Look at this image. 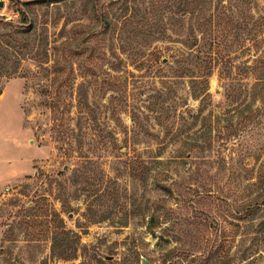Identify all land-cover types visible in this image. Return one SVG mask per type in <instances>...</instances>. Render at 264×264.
<instances>
[{
	"label": "rangeland",
	"instance_id": "obj_1",
	"mask_svg": "<svg viewBox=\"0 0 264 264\" xmlns=\"http://www.w3.org/2000/svg\"><path fill=\"white\" fill-rule=\"evenodd\" d=\"M224 1L0 0V264H264V0Z\"/></svg>",
	"mask_w": 264,
	"mask_h": 264
},
{
	"label": "trees",
	"instance_id": "obj_2",
	"mask_svg": "<svg viewBox=\"0 0 264 264\" xmlns=\"http://www.w3.org/2000/svg\"><path fill=\"white\" fill-rule=\"evenodd\" d=\"M186 0H182L183 3H185ZM189 3V2H188ZM204 3L207 4V12H211L212 9H216L219 11L220 9V5H224L225 1L224 0H204ZM112 6L115 5L114 2L111 3ZM126 8H122V13L118 18H121L123 16V14H125ZM115 18V17H114ZM99 21L101 20V22L103 23V25L105 26V28H108L107 30H109L111 28V25L113 24V22L110 19V15L107 14L106 12L101 15L98 19ZM192 35H190L191 37H193L194 41H191L190 39H188V43L190 45V47H194V43L197 42V38L195 37V32L191 33ZM190 37V38H191ZM217 46V45H216ZM215 45L213 43H210L209 45H207V48L205 49L203 55H204V60L203 62H205L206 64L212 65V61H214V57H213V49H214ZM64 52L58 51L56 53V59H55V65H54V72H55V80H54V85L55 86H63L64 84V78L65 76L69 73V64L66 62L65 60V55H63ZM263 67H264V60L262 63ZM210 71H208L207 75L203 76L202 78L204 79V84L206 85L205 91H207V87H208V83H209V77H210ZM261 76V77H260ZM259 79H257V83H256V88H255V92H256V96L257 98L261 99L262 102L264 101V69L261 71V75H260ZM159 187H161L159 185ZM163 189H165L166 191H169V189L167 187H162ZM262 206H264V201L263 202H258L257 200L254 202H251L249 205L246 206L245 208V212H254V211H250L256 209V208H261ZM56 218H55V224L56 227L53 229H50L52 231V235H53V249L54 251H56L57 249L60 250V252L63 253H67L68 252V237H69V232L66 230L65 225H64V220L61 218V216L58 213H55ZM58 220V221H57ZM48 228L51 227V224L48 223Z\"/></svg>",
	"mask_w": 264,
	"mask_h": 264
},
{
	"label": "water",
	"instance_id": "obj_3",
	"mask_svg": "<svg viewBox=\"0 0 264 264\" xmlns=\"http://www.w3.org/2000/svg\"><path fill=\"white\" fill-rule=\"evenodd\" d=\"M4 6H5L4 2H0V8H4ZM144 264H146V263H144Z\"/></svg>",
	"mask_w": 264,
	"mask_h": 264
},
{
	"label": "built area",
	"instance_id": "obj_4",
	"mask_svg": "<svg viewBox=\"0 0 264 264\" xmlns=\"http://www.w3.org/2000/svg\"><path fill=\"white\" fill-rule=\"evenodd\" d=\"M9 192H11V189H10V188H8V189L6 190V193H9Z\"/></svg>",
	"mask_w": 264,
	"mask_h": 264
}]
</instances>
